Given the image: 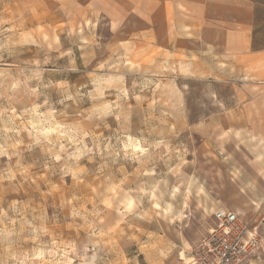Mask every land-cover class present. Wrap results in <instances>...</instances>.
<instances>
[{
    "label": "rangeland",
    "instance_id": "374dc122",
    "mask_svg": "<svg viewBox=\"0 0 264 264\" xmlns=\"http://www.w3.org/2000/svg\"><path fill=\"white\" fill-rule=\"evenodd\" d=\"M30 1L0 0V264H177L235 198L192 125L237 102L232 85L143 68L110 52L104 19L73 32L62 5ZM258 188L243 220L264 264Z\"/></svg>",
    "mask_w": 264,
    "mask_h": 264
},
{
    "label": "crops",
    "instance_id": "0c3cea01",
    "mask_svg": "<svg viewBox=\"0 0 264 264\" xmlns=\"http://www.w3.org/2000/svg\"><path fill=\"white\" fill-rule=\"evenodd\" d=\"M30 2L62 5L73 32L83 12L104 19L110 52L143 68L167 65L185 78L232 85L237 102L192 125L208 133L230 163L235 198L224 209L242 220L248 217L254 202L250 195L264 183V154L257 152L264 148V0ZM191 251L182 258L188 259ZM255 257L243 264H254Z\"/></svg>",
    "mask_w": 264,
    "mask_h": 264
},
{
    "label": "built area",
    "instance_id": "2783aa9c",
    "mask_svg": "<svg viewBox=\"0 0 264 264\" xmlns=\"http://www.w3.org/2000/svg\"><path fill=\"white\" fill-rule=\"evenodd\" d=\"M214 225L189 258L179 257L177 264H243L257 255L261 241L239 215L218 208L213 213ZM124 264H137L126 261Z\"/></svg>",
    "mask_w": 264,
    "mask_h": 264
}]
</instances>
